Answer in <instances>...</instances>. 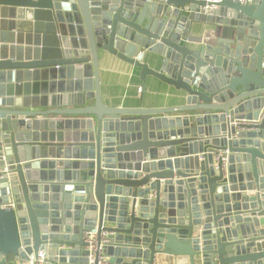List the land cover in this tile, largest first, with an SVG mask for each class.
Listing matches in <instances>:
<instances>
[{"label": "water", "instance_id": "95a60500", "mask_svg": "<svg viewBox=\"0 0 264 264\" xmlns=\"http://www.w3.org/2000/svg\"><path fill=\"white\" fill-rule=\"evenodd\" d=\"M16 1L35 36L0 45V264H264V0ZM99 49L182 105L105 107Z\"/></svg>", "mask_w": 264, "mask_h": 264}, {"label": "crops", "instance_id": "0c3cea01", "mask_svg": "<svg viewBox=\"0 0 264 264\" xmlns=\"http://www.w3.org/2000/svg\"><path fill=\"white\" fill-rule=\"evenodd\" d=\"M20 4L21 3L16 0H0V45L18 48H25L26 46L34 47V39L31 38V36H35V34L29 26L33 24V17L20 14L19 11H21L22 8ZM215 30V25L195 23L191 25L188 34L190 37L202 40L203 42L204 40L210 39L209 35L215 32ZM27 35L30 36V40L27 39ZM198 47V44L187 43V48L190 50L197 49ZM156 59L158 58L148 52H144L143 63L150 69L156 70V67L153 66V61ZM141 72L140 68L125 63L116 56L99 49L98 74L100 80V97L103 105L111 109H167L182 105V101L178 99L179 96L181 97L183 95L181 90H176L173 86L150 75H147L144 80H141ZM47 76L49 77V74L43 76L46 78L45 81H42L41 75H38L36 80H34L37 84H46L44 90H41L40 87L36 89V93L41 94L44 92L45 96H51L52 94H54V96H65L66 90L63 87L62 89L57 86L55 89H50L49 86L47 87V84H49ZM138 88L141 90L138 91ZM60 90L64 93H60ZM87 105H92V102ZM61 109H73V106L69 108L67 106H51V104L48 103L42 108L44 111ZM61 118L62 117H51L49 120L54 121ZM41 120L44 119H39L38 121ZM65 120H69L70 122L73 121L71 119ZM63 132L73 133L78 131L63 130ZM176 143L174 154L176 156L187 155V148L182 149L180 142ZM164 149L167 150V148ZM164 149L158 150L159 152L156 154L157 158L162 156L161 152L164 154L166 153ZM45 156V159H39L38 162H59L57 161L58 159H51L50 155ZM48 169L49 168L44 172H53V170ZM11 263L18 264V261L12 259ZM154 264H189V262L187 257L157 254Z\"/></svg>", "mask_w": 264, "mask_h": 264}, {"label": "built area", "instance_id": "2783aa9c", "mask_svg": "<svg viewBox=\"0 0 264 264\" xmlns=\"http://www.w3.org/2000/svg\"><path fill=\"white\" fill-rule=\"evenodd\" d=\"M238 2L241 3V4H246V3H250L251 0H238ZM140 90L141 89L138 88V91H140ZM84 240H85V243L87 244L86 250L89 251V253H91V255H93V253L96 250V245H97L96 233L95 232H86V233H84ZM105 243H107L106 240H102L101 241L100 250H102V246ZM38 256L40 258H42L43 257V253H39ZM101 259H102V257H101ZM30 264H32V263L30 262Z\"/></svg>", "mask_w": 264, "mask_h": 264}]
</instances>
